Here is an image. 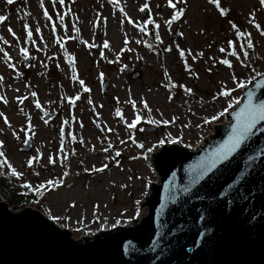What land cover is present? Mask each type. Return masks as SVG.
<instances>
[{
  "label": "rangeland",
  "instance_id": "374dc122",
  "mask_svg": "<svg viewBox=\"0 0 264 264\" xmlns=\"http://www.w3.org/2000/svg\"><path fill=\"white\" fill-rule=\"evenodd\" d=\"M41 2L44 10L49 13V20L43 16L39 6ZM143 2L144 0H117V8L108 0H63V6L60 0H14L11 5L0 0V15L6 17L4 22H0V37L7 41L0 43V49H3L0 51V77H3L0 81L3 89L0 95L7 100V104L0 102V112L4 113L11 125V128L5 127L0 119V141L4 145L0 151L6 153L9 161L23 176L17 180L9 176L6 169L1 172L8 175L12 188L20 191L25 190L20 187L25 180L35 186L43 180L59 178L64 171L68 172L63 184L49 191L42 200L37 197L31 206L23 205L15 210L7 206L9 210L18 211L31 207L45 217L49 214L58 216L60 219L52 222L58 228L67 229L73 239L94 233L101 229V224L105 225L103 229L113 227L115 220L123 221L135 216L137 209L140 214L135 218L140 217L143 214L140 202L147 190L143 185L154 182L156 177L150 165V156L162 145L156 142L171 134L173 137L180 136L182 143L164 145H189L185 148L194 149L203 138L212 133L215 125L223 124L225 113L215 121L201 124L200 128L195 126L201 122V117L214 115L225 106L224 98L211 101L210 97L216 89L221 84L232 88L234 91L231 96L240 100L242 90L232 84L230 72H234L238 79L245 80L246 84L251 80L250 76H255L253 70L264 72V36H260L248 22L249 13H252L264 30V10L259 8L258 0H218L222 7L229 8L225 17H220L207 0H185L184 4L174 0L176 6L185 8V11L180 20L169 26L163 23L171 12L165 6V0H148L150 8L143 12L138 11ZM121 9L134 22H140L141 26H144L143 20L150 12L158 25L156 32L162 43L156 45L151 25L145 26L148 37L129 25L120 15ZM61 16L63 27L59 21ZM228 20L233 21L239 29L250 33L254 57L250 64L252 70L242 67L228 51H217L218 47L225 46L227 40L233 39ZM24 23L29 25L32 32V43L28 45L22 43ZM93 23L95 28L92 27ZM73 27L78 32H74ZM8 28L12 29V35L8 33ZM37 28L40 29L39 35L36 34ZM124 37L129 39L128 48L132 51L122 52L117 57L115 53L122 46ZM137 39L146 43L150 41L156 51H149L143 43L136 44ZM57 40L59 43H56ZM105 40L109 41L110 46L101 49L100 45ZM17 41L28 50V59L23 60L19 56ZM83 42L95 44L97 47L86 48ZM176 45L193 53L202 52L203 55L195 62L190 57L187 58V62L197 73L196 78H191L184 72L175 50ZM240 46L241 42H235V49L238 50ZM164 47H170L171 51L165 53ZM101 51L113 63L109 64L106 59H101ZM3 52L9 54L20 73L19 76L7 68ZM65 53L74 59L78 78L84 80L90 89L87 93L80 92V98L71 105V113L65 97L75 94L79 85L69 79L70 69ZM238 54L244 64L248 65L243 53ZM137 56L143 59H137ZM209 56L229 59L232 68L218 63L213 65L208 60ZM25 64L28 66L25 67ZM161 64L175 82L191 87L193 95L185 97L177 88L173 90V100L168 101L166 91L159 87L162 82ZM206 68H211V72L205 71ZM126 69L129 70L128 73L125 72ZM98 73H103L102 79L98 78ZM25 84L29 87L25 88ZM31 91L37 93L44 112L50 114V118L45 117L47 124L40 118L41 113L34 107L30 97L22 104L14 100L17 95L27 97ZM141 96L152 109L151 113L140 106ZM129 97L136 102V110L142 116V120L130 131L114 115V110L120 108L125 121L131 122V105L126 103ZM89 99L93 102L91 105L88 103ZM149 116L152 119L163 118L172 122L167 125H153L147 122ZM26 118L33 126L34 135L30 133L29 150L21 151L24 143L21 127ZM96 122L111 131H105L103 127L97 128ZM185 124L188 127H183ZM62 125L66 137L61 145L57 130L61 131ZM144 127L154 128V131H144ZM12 130L17 131L19 139L12 138ZM69 131L74 139L68 138ZM129 135L132 140L142 144L143 148H136L132 140L128 139ZM109 143L112 144V149L106 153L100 151ZM61 146L67 160L56 159V153ZM148 148H152V151H146ZM37 149L41 152L39 163L34 161L32 168L25 167L26 158L34 156ZM117 150L120 155L114 156L113 152ZM49 153L56 160L52 165L47 164ZM101 164L107 165L102 172L84 171L86 167H100ZM129 177L132 179L129 180ZM121 184L125 187L121 188ZM7 195L8 191L0 193V202L5 203ZM37 201L40 203L37 204ZM136 201L139 203H135ZM69 202H73L74 206L69 208ZM93 204L98 205L95 219ZM64 216L68 217L67 221L63 219ZM132 221L133 219L127 224ZM119 225L126 224L122 222Z\"/></svg>",
  "mask_w": 264,
  "mask_h": 264
},
{
  "label": "water",
  "instance_id": "95a60500",
  "mask_svg": "<svg viewBox=\"0 0 264 264\" xmlns=\"http://www.w3.org/2000/svg\"><path fill=\"white\" fill-rule=\"evenodd\" d=\"M256 96L264 99L261 89ZM231 111L194 149L162 144L152 153L156 177L140 202L143 215L130 224L73 239L41 212L0 202V264H264V122L227 161L189 184L186 166L224 138Z\"/></svg>",
  "mask_w": 264,
  "mask_h": 264
},
{
  "label": "snow or ice",
  "instance_id": "6c2138e0",
  "mask_svg": "<svg viewBox=\"0 0 264 264\" xmlns=\"http://www.w3.org/2000/svg\"><path fill=\"white\" fill-rule=\"evenodd\" d=\"M108 2L113 7H117V8L119 7V5L117 4V0H108ZM5 3L11 5L14 3V0H5ZM60 3H61V6H63V0H60ZM179 3L184 4L185 0H179ZM207 3L212 5L215 8V11L219 14L220 17H225L226 14L229 12V8L222 7L221 4L218 2V0H207ZM258 4H259V8L264 10V0H258ZM39 6L43 12L44 18L46 20H49L50 19L49 13L48 11L44 10V4L41 2ZM165 6L171 10L170 16L167 19H164L163 21L165 26H169L173 22L181 19L185 11V8L177 7L174 0H165ZM149 8H150V5L148 3V0H144V2L140 5L138 11L143 12L145 10H148ZM120 15L124 17V20H126L129 25H132L133 27H135L140 33L144 34L145 36L148 33V29L145 26L151 25V30L154 33V39H155L156 45H159L162 43L160 35L156 32L158 25L154 22L153 16L151 15L150 12H148L147 18L143 20L144 26H141L140 22L138 21L134 22L131 18H129L123 9L120 10ZM5 20H6V17L4 15H0V22H4ZM59 21H60V26L63 27V17L62 16L59 17ZM123 22L124 21H121V23ZM248 22L252 25L253 28L256 29V31L259 33L260 36H264V30L261 29V25L255 20V17L252 13H249ZM227 23L230 26V30L233 33V39L227 40L225 43V46L218 47L217 51L219 53H224L225 51H228L229 55L231 57H235V59L238 62H240L242 67H251V65L244 64L241 58V55L238 54V52L243 53V56L246 58L248 56L247 50L253 48V43L250 38V33L239 29L237 25L231 20H228ZM92 27L93 28L96 27L95 23H93ZM7 31L10 35L13 34L11 28H8ZM73 31L78 32V29L73 27ZM23 33H24V39L22 43L24 45L31 44L32 43V32L30 31L29 25L27 23H24L23 25ZM36 34L37 35L40 34L39 28L36 29ZM53 35H55V29H53ZM178 35L182 36L183 34L178 33ZM235 42H241V46L239 47L238 50L234 48ZM0 43H7V41L4 40L3 37H0ZM56 43H59V41L57 40ZM83 43H84V47L86 48L97 47V45L92 44V43H88V42H83ZM135 43L136 44L143 43V46L148 48L149 51H152V52L156 51L155 46L151 43L143 42L140 39H137ZM128 44H129V39L127 37H124L123 44L119 48V50L115 53V55L119 57L122 52L132 51V49L128 48ZM20 45H21V42L17 41L18 54L21 57V59L26 60L29 58V52L25 47L20 46ZM32 46L35 47L34 44H32ZM109 46H110L109 41L105 40L103 44L100 45V48L107 49L109 48ZM61 47H63V45H61ZM175 50H176L178 59L183 66L184 72L187 73L189 77L196 78L197 73L193 70L191 65L187 62V58L190 57L192 61L195 62L197 58L203 55L202 52L198 51V52L193 53L190 50L182 49L179 45H176ZM0 51H3V49H0ZM163 51L165 53L170 52L171 48L164 47ZM65 57H66V62L69 65V69H70L69 79L79 85V90L76 91L75 94L65 97L68 105L70 106L69 112L71 113V105L80 98V92L87 93L90 91V89L85 85L84 80L78 78L77 70L74 66L75 64L74 59L69 57L67 53H65ZM31 58L35 59V57H31ZM100 58L106 59L107 63L109 64L113 63V60L107 59L104 56L103 51H101L100 53ZM3 59H4V62L6 63L7 68L11 69L12 72L16 76H19L20 73L17 71L14 63L11 60V57L9 56L7 52H3ZM137 59H143V57L137 56ZM208 60L212 61L213 65L218 63L220 65L225 66L226 68H229V69L232 68V64L230 60L227 58H223V57L216 58V57L209 56ZM24 66L27 67L28 65L25 64ZM121 67H124V66L121 65ZM160 67L162 70V82L159 85V87L163 88L166 91L167 93L166 99L168 101L173 100L174 98L173 90L177 88L181 90V92L183 93L185 97H190L193 95V89L191 87L186 86L184 83L175 82L171 78L168 70L162 64ZM57 68H59V65H57ZM205 71L211 72V68H206ZM229 75H230L232 84L235 85V88L241 89L243 91L246 85V81L243 79H238L236 75L234 74V72H230ZM98 78L102 79L103 73H98ZM249 78L252 79L253 83L250 86H248L247 91H243V102L235 108L233 107V105L237 104V101L239 98L231 96V93L232 91H234V89L227 88L226 86L221 84L220 87L217 88L216 91L211 95L210 97L211 101H216L218 98H224L225 106H223L221 110L216 111L214 115L201 117L200 118L201 122L195 125L196 128H200L201 124H208L211 121H215L218 117L222 116L224 113L229 112L230 109L232 110L231 111L232 121L230 123V128L228 129L227 134L214 148H212L210 151H207L203 155H201L194 164H189L186 166L187 171L189 172V184L190 185L199 182L208 173H211L213 169L217 167V165L221 164L224 161H227L228 158L232 156V154L235 153L237 149L241 147L242 143L248 139V137L253 131L254 126L257 125L258 122H264V99H261L258 96H256L257 89H261L262 94H264V72L256 71L255 76H250ZM2 79L3 77H0V81H2ZM24 87L28 88L29 85L25 84ZM2 90H3L2 84H0V91ZM29 97L31 98V102L34 105V107L40 111L41 113L40 118L43 120L45 124H47L48 120L45 119V117L47 116L50 118V114L44 112L42 103L37 99V93L35 91L29 92L27 97L22 96V95H17L14 97V100L17 101L18 104H22L23 101L25 99H28ZM113 99H116V98L114 97ZM0 102L7 104V100L2 95H0ZM200 102L201 101H197V103H200ZM88 103L91 105L93 102L91 99H89ZM126 103L131 105V113H132L131 122L125 121L124 117L121 114L120 108H116L114 110V115L116 117H119L120 122L124 123L126 128L130 131L137 125L138 122L142 120V116L136 110L135 101H133L129 97V99L126 100ZM139 104L144 110L151 113L152 109L149 107L144 97L141 96L139 98ZM21 111L23 110L21 109ZM0 119L3 120L5 127L11 128V125L8 119L5 117L4 113L2 112H0ZM147 122L153 125H160V124L167 125L171 123L172 121L168 119H163V118L152 119L151 116H149ZM96 127L97 128L103 127L105 131H111V129H107L106 126H102L98 122H96ZM183 127H188V125L185 124L183 125ZM21 131L23 132V141L27 145L29 143L30 133L34 135L33 126L31 125L30 121L27 118H26L24 125L21 127ZM10 134L13 139L20 138L16 130H12ZM64 135H65L64 127L62 125L61 131H60L61 145L63 144V141H64ZM67 135L69 139H74L70 131L67 133ZM128 139L132 140V137L129 135ZM132 142L135 144L136 148H143V145L140 143H137L135 140H132ZM121 143H123V141H121ZM156 143L158 145L164 144V143H182V139L180 136L173 137L171 134H169L166 137V139L158 140ZM188 146L189 145H184V147H188ZM2 147H4V145H3V142L0 141V148ZM112 147H113L112 144L109 143L106 148H101L100 151L106 153L109 151V149H112ZM146 151L151 152L152 148H148L146 149ZM113 155L119 156L120 153L117 150L113 152ZM40 159H41V152L39 151V149H37L34 156H28L26 158L24 165L27 168H32L34 161L36 163H39ZM56 159L67 160V155L64 153V149L62 146L58 149L56 153ZM249 159H251V157H249ZM55 162L56 160L53 159V154L49 153L47 157V164L52 165ZM106 167L107 165L101 164L100 167H92V168L86 167L84 168V171L86 173L102 172ZM4 169H6V172L9 176L14 177L17 180H19L23 176V173L21 171H18L13 166V164L9 161V159L6 156V153L4 151H0V170H4ZM0 174H3V173L0 172ZM33 175H38V173H33ZM67 175H68V172L64 171L63 174L59 178L46 179L36 184L35 186H33L27 180H25L20 185V187L23 189H26L25 194H27V192H34L37 196H39L42 194V190L46 192L48 190L57 189L61 184H63L64 177H66ZM128 179L130 180L132 179V177H129ZM137 179H140V177H137ZM165 186L167 187V182ZM120 187L124 188L125 185L121 184ZM143 187L146 189L148 187V183L147 182L144 183ZM181 191L187 192L188 188L185 187L181 189ZM143 194L144 193H142V195ZM135 203H139V201H136ZM164 205H165V200L162 198L160 207L158 208L157 211L162 212ZM73 206H74V203L69 202L68 207L71 208ZM97 207H98L97 204L92 205L94 219H95V209ZM139 214H140L139 209H137L135 216H138ZM135 216H130L123 221H121L120 219H117L115 220V223L112 226L115 227L121 224L122 222L124 224H127L130 220L135 219ZM47 219L55 222L56 220L60 219V217L49 214ZM63 219L67 221L68 217L64 216ZM100 227L101 229H103L105 225L101 224ZM76 230L79 231V229H76Z\"/></svg>",
  "mask_w": 264,
  "mask_h": 264
},
{
  "label": "trees",
  "instance_id": "16d2710c",
  "mask_svg": "<svg viewBox=\"0 0 264 264\" xmlns=\"http://www.w3.org/2000/svg\"><path fill=\"white\" fill-rule=\"evenodd\" d=\"M149 35H147L148 37ZM148 43H151L150 41H148ZM152 44V43H151ZM248 56L245 58L244 60L248 63V65L253 63V52L252 49H248ZM251 68V70L253 69L252 67H248ZM256 71L253 70L252 73H255ZM58 135L60 136V130H57ZM65 135H64V140H65ZM1 172V170H0ZM8 191V195L6 196V204L7 206H10L13 210L17 209V208H21L23 205H29L31 206L32 201L36 202V198L39 197L40 200L43 199V197H45L47 195V193L51 190L48 191H43L42 190V194L37 196L34 192H27L26 193V189L25 190H15L14 188H12V186L9 184L8 182V175L0 174V193ZM37 204L38 201H37Z\"/></svg>",
  "mask_w": 264,
  "mask_h": 264
},
{
  "label": "bare ground",
  "instance_id": "6f19581e",
  "mask_svg": "<svg viewBox=\"0 0 264 264\" xmlns=\"http://www.w3.org/2000/svg\"><path fill=\"white\" fill-rule=\"evenodd\" d=\"M141 212H142V211H141ZM142 215H143V214H142ZM142 215H141V216H142ZM141 216H140V217H141Z\"/></svg>",
  "mask_w": 264,
  "mask_h": 264
}]
</instances>
